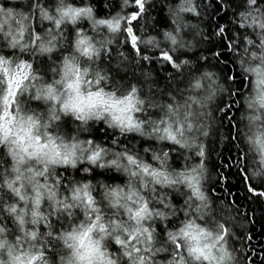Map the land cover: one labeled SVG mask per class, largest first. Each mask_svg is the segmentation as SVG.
Listing matches in <instances>:
<instances>
[{"label":"clouds","instance_id":"9594fccd","mask_svg":"<svg viewBox=\"0 0 264 264\" xmlns=\"http://www.w3.org/2000/svg\"><path fill=\"white\" fill-rule=\"evenodd\" d=\"M116 2L113 11L104 0L98 16L92 0H0V264H245L233 242L250 226L247 210L210 192L213 113L232 80L206 56L196 71L180 55L207 46L214 5ZM216 2L235 12L229 51L245 81L236 106L246 178L264 184V2L243 0L239 11ZM155 4L169 21L158 33L149 31ZM153 51L168 57L163 84ZM101 124L111 146L90 135ZM93 170L123 181L92 179Z\"/></svg>","mask_w":264,"mask_h":264},{"label":"trees","instance_id":"16d2710c","mask_svg":"<svg viewBox=\"0 0 264 264\" xmlns=\"http://www.w3.org/2000/svg\"><path fill=\"white\" fill-rule=\"evenodd\" d=\"M73 2H75V0H73ZM172 2L175 3L176 0H172ZM227 2L231 5V8L236 11H239L243 7V0H227ZM261 2H264V0H261ZM92 3L97 7L98 16L106 13V9L103 6L104 0H92ZM211 3L214 5V8L209 12L208 18L205 21L207 35L209 36L207 46L191 55L186 52L180 55L196 60V71H199L200 68L204 66L197 57L200 54L201 59L206 56L208 57L206 63L220 72L225 83H228L230 79L232 80V83L228 85L229 91L219 98L217 107L213 113L217 119L218 128L215 141H210L208 145L211 172L215 174V182L211 184L210 192L214 189L216 193H219V199L226 198L225 196H227L229 201H234L241 209L246 208L247 214H243V218L245 221H248L250 226L246 228L245 231L238 230L237 236L239 239L235 240L233 243L238 250H241L240 254L243 256L245 264H247L249 257H251L250 264H264V258H262L264 257V184L257 185L255 183H250L246 178L247 167L244 166L246 161L243 159V154L240 151L243 144L239 132L241 122L238 117L243 109V104L241 103L239 107H237L236 104L237 101L242 98L245 81L239 70L235 69L234 61L229 51L230 42L235 40L233 35L234 26L231 24L229 16H234L235 12H230L228 10L222 11L221 5L217 3L216 0H211ZM16 6L19 7L20 5ZM118 7L119 4L116 0H112V10L115 11ZM149 8L151 14L155 16L154 27L149 28V31H156L158 33L159 28H166L169 26V21L164 15L165 9L163 5H149ZM129 11L135 14L137 9L131 8ZM188 18L192 19V17ZM129 21L135 30H139L140 25L138 20L132 21V18L129 17ZM223 23L228 24V27L224 29L226 36L221 34L218 40L213 39V37L216 36V31ZM37 31H42L38 25ZM236 31H239V29L236 28ZM70 37L71 29H69V38ZM130 42L131 40L129 38V43ZM118 43L120 42L118 41ZM113 51H115V49H113ZM128 51L131 52L132 49L128 47ZM217 51H219V56H217ZM140 52L145 53L146 50L141 48ZM149 59L151 60V67L156 73V82L158 84H163L165 82L163 73L170 71V69L165 66L164 53L153 51L150 53ZM116 75L119 79L123 80L129 74L116 73ZM132 78L136 79L134 76ZM64 127L69 132L72 131L71 122L69 120L64 121ZM103 128V124L94 127L90 135L95 139L102 140L104 143H109V146H111L110 141L113 138V134L109 133L107 130L101 131ZM105 137L107 139H105ZM136 139V137L132 136L120 142L128 143L129 140L135 141ZM238 142H240V147H237ZM146 143L151 142L141 141L140 147L142 148ZM166 147L168 146L166 145ZM172 162L176 167L180 166V161L175 155L172 157ZM75 175L77 177L80 176L79 169L76 170ZM98 177H103L109 182L123 181V178L116 174L93 170V176L91 178L96 179ZM173 200L177 204L181 203V200L176 196H173ZM172 223L171 221L169 222L170 226ZM157 227L159 228L160 226L158 225ZM160 231L162 233L163 229L160 228ZM253 253H255V255H253Z\"/></svg>","mask_w":264,"mask_h":264},{"label":"snow or ice","instance_id":"6c2138e0","mask_svg":"<svg viewBox=\"0 0 264 264\" xmlns=\"http://www.w3.org/2000/svg\"><path fill=\"white\" fill-rule=\"evenodd\" d=\"M132 19H135V17H132ZM164 59H168V57H167V56H165V57H164Z\"/></svg>","mask_w":264,"mask_h":264}]
</instances>
